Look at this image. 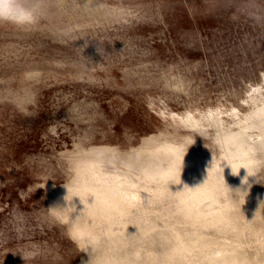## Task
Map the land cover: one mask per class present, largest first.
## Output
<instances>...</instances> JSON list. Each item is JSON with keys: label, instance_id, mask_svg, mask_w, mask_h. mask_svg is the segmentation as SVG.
I'll use <instances>...</instances> for the list:
<instances>
[{"label": "rangeland", "instance_id": "rangeland-1", "mask_svg": "<svg viewBox=\"0 0 264 264\" xmlns=\"http://www.w3.org/2000/svg\"><path fill=\"white\" fill-rule=\"evenodd\" d=\"M96 1L110 10L108 18L99 14L104 9H81L83 0H35V24H0V87L30 82L32 92L26 107L0 97V264H108L112 246L85 249L81 220L73 226L63 212L62 222L53 205L66 190L70 202L86 199L103 171H133L154 182L174 175L181 132H162L149 100L164 98L179 112L229 103L244 109L248 86L264 73V0ZM30 64L41 79H26ZM127 67L138 73L125 77ZM172 70L186 91L169 85ZM248 240L254 244L243 248L262 264L256 244L264 257V237ZM206 248H193L186 262L219 255ZM138 256H127L130 264H141Z\"/></svg>", "mask_w": 264, "mask_h": 264}, {"label": "bare ground", "instance_id": "bare-ground-1", "mask_svg": "<svg viewBox=\"0 0 264 264\" xmlns=\"http://www.w3.org/2000/svg\"><path fill=\"white\" fill-rule=\"evenodd\" d=\"M80 7L89 8L91 13L104 9L99 14L105 18L111 13L96 0H83ZM74 24L83 25L77 21ZM32 64L24 69L26 79H41V69ZM85 68L86 65L79 68V77H83ZM133 72L138 73L134 67L124 68L125 77ZM179 73L172 70L165 79L172 80L167 83L173 88L186 91L188 86L184 85L185 79ZM92 77L90 74L89 78ZM28 83L23 82L21 89L6 84L5 88L0 87V97L12 95L26 107L32 100ZM248 87L242 98L244 109L232 103L229 106V103L225 107L217 104L208 105V109L199 106L197 112L195 108L179 112L166 104L164 98L156 100L152 95L149 105L162 121L160 130L181 132L182 142L174 151L178 171L161 182L140 178L133 171H103L95 177L91 175L98 186L92 187L86 199L73 201L75 211L72 213L73 218L81 220L78 221L82 225L79 231L85 249L93 251L111 245L108 264H122V258L130 264L127 256L134 254H139L136 258L137 261L141 259V264L149 261L151 264L162 261L181 264L183 259L188 264L186 261H191L193 248L211 246L205 250L219 255H207L198 264H257L243 247L249 242L248 238L264 237V186L260 185L264 179V73L259 82ZM206 145L212 149H207ZM145 244L148 250L142 252ZM253 244L251 241L248 246ZM258 245V260L264 264ZM227 247L228 250L222 252ZM197 260H201L200 255Z\"/></svg>", "mask_w": 264, "mask_h": 264}, {"label": "clouds", "instance_id": "clouds-1", "mask_svg": "<svg viewBox=\"0 0 264 264\" xmlns=\"http://www.w3.org/2000/svg\"><path fill=\"white\" fill-rule=\"evenodd\" d=\"M37 20L38 10L35 0H0V24L23 28L35 24ZM67 195L68 192L66 190V194L53 207L61 209L62 214L58 219L62 222L66 219L63 212H68L67 219H70L73 226H75L79 217L72 218L75 205L67 200Z\"/></svg>", "mask_w": 264, "mask_h": 264}]
</instances>
